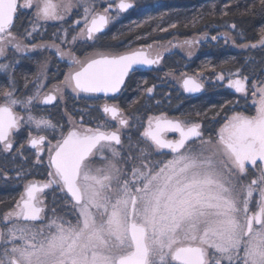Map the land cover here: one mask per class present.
<instances>
[{
    "label": "snow or ice",
    "instance_id": "1",
    "mask_svg": "<svg viewBox=\"0 0 264 264\" xmlns=\"http://www.w3.org/2000/svg\"><path fill=\"white\" fill-rule=\"evenodd\" d=\"M134 7V0H0V72L6 76L0 85V159L29 165L23 177V165H0V177L10 179L7 173L15 171L25 179L14 206L0 213V264H116L95 254L88 258L86 250L97 242L117 252L139 251V264H264V56L258 62L250 56L227 74L206 60L196 75L174 77L184 92L199 93L210 70L216 84L239 94L213 106L212 122L219 126L211 132L199 119L181 121L148 108L146 120H138L130 106L108 103L141 66L163 65L172 48H187L191 57L198 45L223 39L264 53V0L242 9L237 0L220 10L222 18L234 7L242 18L257 19L251 40L246 28L225 19L210 27L225 29L215 35L206 31L137 48L130 42L123 51L97 47L109 25ZM29 10L25 23L21 17ZM48 22L60 27L44 41ZM196 25L194 18L189 26ZM144 38L151 37L137 42ZM53 50L58 71L45 56L36 61V72L24 75L22 84L17 80L23 59ZM156 88L143 82L132 102L135 111L143 99L155 100ZM68 94L103 97L104 103L88 111L65 108L64 123L54 121L41 106H56ZM170 99L165 95L153 107ZM135 123L142 131L133 143L125 133ZM50 190L60 195L59 206L55 199L49 203Z\"/></svg>",
    "mask_w": 264,
    "mask_h": 264
},
{
    "label": "trees",
    "instance_id": "2",
    "mask_svg": "<svg viewBox=\"0 0 264 264\" xmlns=\"http://www.w3.org/2000/svg\"><path fill=\"white\" fill-rule=\"evenodd\" d=\"M145 2L150 3L148 8L145 9V12L140 14L139 7H137L138 12L133 16L131 19L128 17V20L126 23H123V27L116 31L115 35L117 36V40L122 39H133L134 37H138L141 33L148 34L150 27H156V26H163L168 29L167 36L170 35H195L200 34L204 31H209V28L211 26H219L223 25L225 23V19H227L228 23L231 24L233 22L237 23L238 25H242L244 28L247 29L248 37L251 40L253 38V28L258 27V20L253 19L251 17H244L242 18L239 13L237 12L236 8H231V11L229 13V16L227 18L221 17V8L224 5H232L237 2V0H161V3L159 4H151V0H145ZM154 1H152L153 3ZM250 3L251 0H239L240 8L242 9L244 7L245 3ZM212 5H215V9H212ZM145 14V15H144ZM145 16V17H143ZM200 17H203V19H199ZM194 18H197V25L196 27L189 26ZM131 19V20H130ZM145 19L146 21L144 23H140L141 20ZM171 24H176L175 28H171ZM162 27V28H163ZM220 28V27H219ZM223 28V27H221ZM218 28H216L217 30ZM213 31V30H210ZM163 34H165V31H162ZM150 34H155V32L151 31ZM241 41V43H244L246 41L244 40H238ZM117 43V42H116ZM209 47L212 50L211 44H209ZM232 47V46H230ZM202 49V48H201ZM218 50V49H216ZM222 50V49H221ZM216 51L213 55V62H217L219 60V57L224 56V60L227 61L225 63V66L230 70H233L237 67H241L242 64L245 63L246 58L248 57H254L256 61L258 62L262 56H264V53H262L259 49L257 50H246L241 49L242 52L236 54L235 51L237 49L229 48V46L223 47L222 51H225V54H222L220 51ZM163 72H160L156 75L151 74H145L142 72H134L131 74L130 78L126 81V87L122 90V92L117 97V100L120 101L121 107H124L125 105L130 106L132 114L138 118V120H144L145 119V112L148 108H151V114H158L161 111L167 112V114H170V112L173 109V106H179L178 115H187V110H193L194 116L196 117V113H200L201 115L199 117H204L205 120H208L206 118V114H203V112L206 109V106L209 107L210 114V123L214 125L215 123L212 122V117L214 115V112L212 111V108L214 105L218 104H224L223 101H227L233 95H231L230 92H228L225 88L221 87L220 85L216 84L218 87L211 92V97L207 99V97H197L194 98V106H186L185 101L182 102L177 100V93H175L174 90H170V87L164 82L165 80H169L173 77V75H168L167 73L162 74ZM26 74L17 73V77L19 80L23 79V76ZM162 79V82H160V85H157V82H159L158 78ZM144 81L148 82V86L156 85V95L155 100H153L151 103L147 99H143L141 101V107L139 111H135V108L132 107V102L139 99L138 96V88L143 84ZM3 85V83H1ZM218 89V90H217ZM170 95L171 99L166 100L163 104L160 105L159 108L153 107L156 100H161L163 96ZM182 94L178 95V97H181ZM184 97V96H183ZM71 97H65V104H64V110L67 108L69 112L74 111L75 109H83L85 111H88L91 109L89 98H86L84 96L74 98V100H70ZM187 98V97H185ZM101 98L93 100L92 102L99 105L101 103ZM54 107H57L56 110H53L54 116L52 118L54 120H61V113L62 110L59 105H56ZM128 116V113H125ZM95 115H99V113H95ZM203 119V121H205ZM95 123V122H94ZM139 123H135L129 133L128 136L132 137V142L135 143L137 140V132L140 131ZM127 143V142H126ZM0 165H2L4 168H19L21 165H23V171L28 170V164L24 163V161L21 159L20 161L16 163L12 162H5L4 160L0 159ZM9 177L16 178V172L15 171H9L7 174ZM23 177V174H21ZM1 178V177H0ZM20 179V178H17Z\"/></svg>",
    "mask_w": 264,
    "mask_h": 264
},
{
    "label": "flooded vegetation",
    "instance_id": "3",
    "mask_svg": "<svg viewBox=\"0 0 264 264\" xmlns=\"http://www.w3.org/2000/svg\"><path fill=\"white\" fill-rule=\"evenodd\" d=\"M98 2H99V0H98ZM134 3H135L134 8L128 10L125 13H122L123 16L120 19H118L117 21H115L109 25V27L106 29L105 33L102 36H100L99 40L97 41V47L103 45V46L110 47L114 51H123L128 47L130 42L132 43V47L137 48V47H140L141 45L146 46L147 44H150V43H159L162 45H167L169 41H172L173 43H177L179 41H183L185 39L192 38L194 36V34L193 35H187V36H183V35L167 36V33H166L167 31L165 32V34H163L161 31V29H167V28L160 25V26H156V27H150L148 34L141 33L138 36V37H151L150 39L144 38V39H140L137 42V37H134L133 39H126L125 38V39L116 41L117 36L115 35V33H116V31H119L123 27V25H122L123 23H126L127 21H129L128 17L133 19L132 17L135 16V14L138 12V10H140V14L145 12V9L148 8L149 7L148 5L150 4L148 2H145V0H143L141 2H134ZM141 4H142V6H141ZM151 4H159V3H154V2L152 3L151 2ZM137 7H139L138 10H137ZM30 16H31V11L30 10L26 11L23 14V16L21 17V20H23L25 23H27V18H29ZM143 17H145V16H143ZM77 18L78 17L75 15L72 16L71 19L69 20V23H71L72 20H75ZM145 21L146 20L143 19V20H141L140 23H144ZM19 23H20V21L18 20L17 24L19 25ZM57 27H60L59 22H48V24L45 25L47 35L44 36V38H43L44 41H47L49 39L51 34L54 31H56ZM151 31L155 32V34H150ZM213 31H215V30H213ZM204 32H206V31H204ZM89 43H91V42H89ZM221 43H223L222 39L219 42V44H216V42H212L211 43V46L213 48L212 50H210L211 48L209 47L207 42H205L201 45H198L196 53L195 54L193 53V55L191 57H188V55H187L188 51L183 50V48H178V47L172 48L171 54L166 56V59H165L163 65L141 66L139 68V70L136 72H142V73L151 74V75H156V74H159L160 72H163L162 74L171 73L173 75V77L169 80H165L166 82H164V84L168 85L170 87V90L172 89L175 91V93H177V97H175V98H177L178 101L180 100L182 102L184 100L187 107L188 106L189 107L194 106V102H193L194 98H197L200 96V97H207V99H209L211 97L210 96L211 92H213L212 88H214V90H215L218 86L215 87L214 85H216V84H213V86H209V89L207 87H205V89L199 93H186L180 87L178 79H174V77L178 78V77H180V75L182 73H186L188 75H193L195 73H198V71L201 70L202 65L204 64V62L206 60H210L213 62L212 58H213L214 53L216 51L221 50V49L223 50V47H220ZM229 46H231V43H229ZM230 48H232V47H230ZM216 49H218V50H216ZM238 49L235 51H232V52H235L236 54H238L239 53ZM222 50L220 52L222 54H225L224 53L225 51H222ZM45 56H48L49 58L53 59L52 67L58 71L59 69L56 67V61L54 58V50L52 52L45 51L44 53H32L30 58L23 59L22 62L19 65H17V69H16L17 80H19L17 77V73L31 75L32 73L36 72L37 71L36 61L37 60H43ZM224 61H225L224 56H221V57H219V60L217 62H213L217 65V69H216L217 73H219L221 70H223L225 72V74H227L229 71L234 72L235 69L239 68V67H237L233 70H230V69L227 70L225 63L221 64V62H224ZM210 74H211L210 70L205 72V75H210ZM156 78H158V80H159V82H157V85H160L161 84L160 82H162V79L159 77H156ZM61 79H62V77H61ZM20 81L22 84L23 79H21ZM1 83H3V84L6 83V76L5 75L1 76V73H0V85H1ZM53 83H55V82H53ZM226 83L227 82H225L224 84L226 85ZM223 88H225L228 92L231 93V95H233V97H231L227 101H230V100L235 101L236 99L239 98V94H235L234 90L229 89L227 87H223ZM180 94H182V96L178 97V95H180ZM81 96L86 97L83 94ZM65 97H66V99H67V97H71L70 100H74V98H76V97H73L71 94H68V95H65L63 97V99H61L58 104H56V105H59L61 110H62L61 116L64 113ZM185 97H187V98H185ZM93 100L95 101L96 99H89L91 109H95V106L97 105V104L92 102ZM101 100L102 101L100 104H103L104 98L101 97ZM223 102L225 103V101H223ZM108 103L120 104V101L117 99L115 101L108 100ZM221 104L214 105V106H219ZM207 106H208V104H207ZM207 106H206V109L203 112V114L207 113L206 118L208 120H205L204 117H199V118L192 117V116H194L193 110H187V115H182V114L178 115V110H179L178 107L179 106H175V105L173 106V109L170 112V114H168V116H169V118H175V119H179L181 121H195L197 119H199L200 121H203V119H204L205 121H203V122L205 123L206 130L208 132H211L212 129L218 128L219 125L214 124V125L210 126L211 125V123H210L211 118H210V114H208V112H209L208 108L209 107H207ZM240 106L241 107L239 110H244V108L246 107L243 99H240ZM41 107L43 108V110L45 111L46 114H50L51 118H52V116H54L53 110L57 109V107H54L52 105L41 106ZM95 113L96 112H93L94 115H95ZM124 118H128V116L125 114ZM107 119L111 120L110 117ZM144 120H146V117ZM61 123H64V121L61 120ZM111 126L116 127V126H118V123L113 121ZM140 131H142V128L140 129ZM128 133H129V131H127L125 133V135H127ZM168 135H169V138H178V133H169ZM28 170H29V165H28ZM33 171H35L36 173H42L44 170L43 169H33ZM252 171L253 170H252L251 166H249V172L251 173ZM21 180H22L21 178L20 179H17V178L4 179L2 177L0 178V213L7 212L8 210H10V207L14 206V204L12 202L14 201V199H17L19 197V194L23 191V184L25 182L22 183ZM47 195H48V200H49L50 204H51L52 200L55 199L57 201L56 206H59V201H60L61 197H60V195L56 194L55 190H50ZM133 232H134V235L138 237L139 232L136 231L135 229H133ZM76 248H77V250H79V245H77ZM86 251H87V256L89 259H91L93 257V254H95L98 258H104V257L111 258L112 260H114L116 262V264H130V263H124V262L121 263L120 260L123 257L129 258V256L133 253L132 251L117 252L116 249L113 248L111 245L105 246V245L99 244V243H97L96 247L90 248ZM139 260H138L137 264H139Z\"/></svg>",
    "mask_w": 264,
    "mask_h": 264
},
{
    "label": "rangeland",
    "instance_id": "4",
    "mask_svg": "<svg viewBox=\"0 0 264 264\" xmlns=\"http://www.w3.org/2000/svg\"><path fill=\"white\" fill-rule=\"evenodd\" d=\"M141 1H143V0H134V2H141ZM152 1H154V3H161V0H151V2ZM140 6V5H139ZM141 6H142V4H141ZM123 16V14H121L120 16H119V18L118 19H120L121 17ZM118 19H116V20H114L113 22H115V21H117ZM112 22V23H113ZM225 29L224 28H218L217 30H215V31H210V28H209V32H210V35H215L216 34V32L217 31H224ZM203 33V32H202ZM201 34V33H200ZM200 34H196V35H200ZM223 40V39H222ZM237 43H241V41H237ZM226 46H229V44H227ZM231 46H232V44H231ZM198 47V46H197ZM197 47H195V48H193L192 49V51H193V53L195 54L196 53V51H197ZM220 47H225V44H224V41H223V43H221V45H220ZM229 48H230V46H229ZM232 48H234V49H238L237 47H234V46H232ZM183 50H187L188 51V49L187 48H183ZM238 51H239V53H241L242 52V50L241 49H238ZM1 73V76H4V73L3 72H0ZM197 73H195V74H193V75H196ZM203 82L205 83V85H206V87L209 89V86H213V84H215V79H214V76L212 75V74H210V75H204V77H203ZM226 81H224L223 83H225ZM215 87H217V85H214ZM244 106V105H243ZM24 155L25 156H31V152L30 151H26L25 153H24ZM25 171H23V170H21V174H23ZM8 174V173H7ZM21 182L22 183H24L25 182V179H22L21 180ZM98 243V242H97Z\"/></svg>",
    "mask_w": 264,
    "mask_h": 264
},
{
    "label": "water",
    "instance_id": "5",
    "mask_svg": "<svg viewBox=\"0 0 264 264\" xmlns=\"http://www.w3.org/2000/svg\"><path fill=\"white\" fill-rule=\"evenodd\" d=\"M134 234V232H133ZM137 237V236H136ZM137 240L139 242V235L137 237ZM140 259V252L139 251H136V252H133L129 258L128 257H123L120 262H124V263H130V264H137L138 263V260Z\"/></svg>",
    "mask_w": 264,
    "mask_h": 264
}]
</instances>
